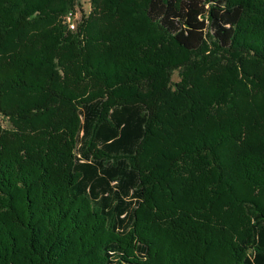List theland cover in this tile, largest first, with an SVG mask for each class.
<instances>
[{"label": "trees", "instance_id": "1", "mask_svg": "<svg viewBox=\"0 0 264 264\" xmlns=\"http://www.w3.org/2000/svg\"><path fill=\"white\" fill-rule=\"evenodd\" d=\"M92 4L0 0V264H264V0Z\"/></svg>", "mask_w": 264, "mask_h": 264}, {"label": "rangeland", "instance_id": "2", "mask_svg": "<svg viewBox=\"0 0 264 264\" xmlns=\"http://www.w3.org/2000/svg\"><path fill=\"white\" fill-rule=\"evenodd\" d=\"M74 4L75 5L72 9V13H73L72 23L74 24V29H71L70 27H68V25L65 22V18H63V24H65L68 27L67 29L70 33L77 32L79 23L82 22V19L87 18L93 11L92 0H74ZM210 49L212 48L209 46V49L206 52V54H209ZM171 80H172V83H176L179 81L177 71H174ZM9 126L10 124H9L8 119L4 118L0 113V128L8 129Z\"/></svg>", "mask_w": 264, "mask_h": 264}, {"label": "built area", "instance_id": "3", "mask_svg": "<svg viewBox=\"0 0 264 264\" xmlns=\"http://www.w3.org/2000/svg\"><path fill=\"white\" fill-rule=\"evenodd\" d=\"M72 19H73V13L72 11H70L65 17V22L68 25V27L74 29V24L72 23Z\"/></svg>", "mask_w": 264, "mask_h": 264}]
</instances>
